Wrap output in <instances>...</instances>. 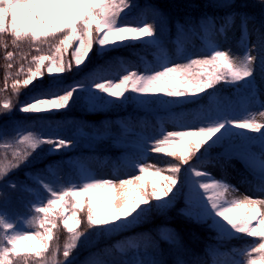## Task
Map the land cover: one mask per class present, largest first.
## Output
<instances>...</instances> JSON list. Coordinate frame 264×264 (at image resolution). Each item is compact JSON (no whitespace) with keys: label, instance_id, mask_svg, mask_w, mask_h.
<instances>
[{"label":"trees","instance_id":"1","mask_svg":"<svg viewBox=\"0 0 264 264\" xmlns=\"http://www.w3.org/2000/svg\"><path fill=\"white\" fill-rule=\"evenodd\" d=\"M136 1L0 0V111L14 108L17 120L22 105L39 104L30 117L55 134L26 148V165L13 170L18 193L0 205V264L53 257L74 259L70 264H146L150 257L158 264H264V227L243 226L230 237L204 209L212 190L196 166L255 152L264 127L219 125L170 136L162 123L163 116L180 124L188 114L235 117L229 105L246 98L242 76L219 64L177 86L148 81L191 46L210 47L217 31L237 18L254 20L264 33V0H234L230 6ZM136 4L162 13L168 35L141 25L140 15L134 22L110 21L119 7L140 14ZM104 73L113 76L98 84ZM150 154L168 158L170 165L142 169L122 213L114 206L111 180L82 190L54 181L56 169L86 177V155L134 167L131 158ZM24 213L34 217L33 227L19 228L10 218ZM75 239L80 242L70 248Z\"/></svg>","mask_w":264,"mask_h":264},{"label":"rangeland","instance_id":"2","mask_svg":"<svg viewBox=\"0 0 264 264\" xmlns=\"http://www.w3.org/2000/svg\"><path fill=\"white\" fill-rule=\"evenodd\" d=\"M234 0H213L220 6H230ZM129 2H137L129 0ZM139 4H136L138 6ZM140 14L131 15L129 9L117 8L112 12L110 21L121 24L128 20L134 22L140 15L141 25H152L162 36H167L168 31L162 13L151 6L137 8ZM246 27V34L242 29ZM210 47L197 44L191 46L187 53L175 58L167 67H161L148 77L149 82H164L167 85L177 86L178 83L195 81L209 69L214 70L220 65H231L234 73L242 76V86L246 90V98L242 102L231 103L236 111V116H227L223 113L224 120L217 117L198 116L188 114L183 116L182 124L162 117V123L166 125L167 134L173 136L184 132L213 130L219 125L232 128L240 123L264 126V33L258 24L250 18H237L228 23L223 29L213 36ZM113 76L112 73H104L97 79L98 84H104ZM227 100V97H223ZM22 99V98H21ZM16 98L14 102H17ZM19 103V104H18ZM18 105L23 101H18ZM18 105H16L18 107ZM39 104L31 102L21 106L20 119H15V109L8 108L0 111V205L9 204L15 192L12 182L13 170L20 165H26V148L39 144L42 140L52 138L55 134L47 133L34 121L31 115L35 114ZM18 118V117H16ZM18 126V127H17ZM17 128V129H16ZM150 135H157L155 131ZM152 153V152H151ZM30 161V160H29ZM86 177L80 178L72 174H66L63 169H56L54 181L65 187L78 186L80 190L98 183L104 184L111 180L116 191L114 206L120 212L129 208L131 188L139 183L138 176L142 169L158 170L166 169L170 160L166 157L155 155H141L130 159L134 164H126L119 167L109 162L108 164L85 157ZM197 171L207 181V186L212 189V199L205 205L207 213L214 214L222 223L229 236L239 235L244 225L254 227L264 226V144L256 146L255 152L238 158L224 157L214 158L207 163L202 161L196 164ZM17 181V180H16ZM13 181V182H16ZM16 185L17 182H16ZM228 192L232 196L241 193L242 198H237L226 203L221 194L216 192ZM23 194V193H22ZM27 196L26 194H24ZM25 198V197H24ZM51 195L45 193L44 202H49ZM14 224L22 228L33 227L34 217L31 213L11 215ZM253 227V228H254ZM80 240H74L70 248L75 247ZM150 250L151 245L146 244ZM74 259L60 261L56 258L48 259L37 264H70ZM146 264H158L153 258L146 259Z\"/></svg>","mask_w":264,"mask_h":264},{"label":"bare ground","instance_id":"3","mask_svg":"<svg viewBox=\"0 0 264 264\" xmlns=\"http://www.w3.org/2000/svg\"><path fill=\"white\" fill-rule=\"evenodd\" d=\"M216 193L219 194V195L221 194L223 200L226 203H228V204H230L231 201H233V199L235 201L237 198H242V195H243L241 193H237L236 195L232 196L231 193H228V192H225V191L224 192L217 191Z\"/></svg>","mask_w":264,"mask_h":264}]
</instances>
